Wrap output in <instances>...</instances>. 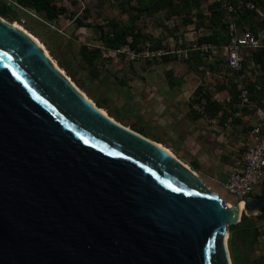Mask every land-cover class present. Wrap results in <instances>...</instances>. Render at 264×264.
Instances as JSON below:
<instances>
[{
  "label": "water",
  "instance_id": "obj_1",
  "mask_svg": "<svg viewBox=\"0 0 264 264\" xmlns=\"http://www.w3.org/2000/svg\"><path fill=\"white\" fill-rule=\"evenodd\" d=\"M263 208L227 207L0 17V264H231L228 228Z\"/></svg>",
  "mask_w": 264,
  "mask_h": 264
},
{
  "label": "rangeland",
  "instance_id": "obj_2",
  "mask_svg": "<svg viewBox=\"0 0 264 264\" xmlns=\"http://www.w3.org/2000/svg\"><path fill=\"white\" fill-rule=\"evenodd\" d=\"M53 2L63 9L53 21L15 0H0V17L36 38L54 66L98 109L169 150L225 205H233L237 199L223 185L244 151L241 130L249 125L236 86L241 83L252 102L264 103V69L255 54L244 52L242 70L231 73L223 67V52L214 48L222 43L207 40L226 35V0H188L189 13L182 0L157 9V0ZM240 2L255 9L232 18L264 44V0ZM115 32L123 41L111 50L102 35ZM252 60L260 67L251 66ZM263 191L264 178L253 196ZM227 246L231 264H264V216L242 214L228 228Z\"/></svg>",
  "mask_w": 264,
  "mask_h": 264
},
{
  "label": "built area",
  "instance_id": "obj_3",
  "mask_svg": "<svg viewBox=\"0 0 264 264\" xmlns=\"http://www.w3.org/2000/svg\"><path fill=\"white\" fill-rule=\"evenodd\" d=\"M234 1L235 3L226 0L222 6L228 17V42L224 45L214 46V48L221 50L225 55L223 67L231 73H239L245 61L244 52L264 49V44L250 29L239 28L235 19L232 18V15L241 13L245 8L248 10L255 9V5L243 4L240 0ZM251 66L260 67L255 64L254 60H252ZM236 87L240 107L248 112L245 120L248 121L249 125L247 129L241 130L244 151L241 157L234 162L229 177L223 186L238 201L253 196L256 186L264 178V103L252 102L248 90L241 83H238ZM236 115L242 119L241 112ZM242 121L244 122V119Z\"/></svg>",
  "mask_w": 264,
  "mask_h": 264
},
{
  "label": "trees",
  "instance_id": "obj_4",
  "mask_svg": "<svg viewBox=\"0 0 264 264\" xmlns=\"http://www.w3.org/2000/svg\"><path fill=\"white\" fill-rule=\"evenodd\" d=\"M16 3H18L20 6L24 7V8H30L33 9L34 11H36L37 13H42L44 14L46 20L48 21H53L54 19H56L62 12L63 9L58 7L53 0H15ZM166 1L170 2V0H157V3L155 4V6L153 7V9H157V8H162L164 6V4L166 3ZM183 1V5L184 8L186 9V13L190 12V5L188 3V0H182ZM221 14L224 13L222 12ZM224 28V26H223ZM226 28V35L225 36H221L220 38L216 39L217 37H212V38H207L208 41H213V42H218L220 41L222 43V45L226 44L228 42V32H227V25H225ZM109 34L107 36H103L102 35V39L104 40L106 47L111 49V50H118L121 46V42L123 41L122 39V35L119 33L113 34ZM251 53L255 54L252 58L256 59L258 61V63H260V66L262 69H264V49H258L257 51H250ZM80 54L83 58L86 57V48L83 47L80 50ZM261 79V83L263 84V77L260 78ZM264 87V86H263ZM264 193V191L262 192V194ZM261 216H264V208L261 211ZM233 226L229 227V230H232Z\"/></svg>",
  "mask_w": 264,
  "mask_h": 264
},
{
  "label": "bare ground",
  "instance_id": "obj_5",
  "mask_svg": "<svg viewBox=\"0 0 264 264\" xmlns=\"http://www.w3.org/2000/svg\"><path fill=\"white\" fill-rule=\"evenodd\" d=\"M13 26H15L16 28H18V29H20L22 32H24L25 34H27V35H29L32 39H34L40 46H42L40 43H39V41L36 39V38H34L32 35H30L29 33H27L26 31H24V29H22L20 26H18V25H16V24H14ZM42 48H43V46H42ZM45 52H46V50H45ZM46 55L49 57V55H48V53L46 52ZM50 58V57H49ZM50 60H51V58H50ZM51 62L53 63V61L51 60ZM54 64V63H53ZM55 67H56V65H55ZM57 68V67H56ZM58 69V68H57ZM59 71H60V69H59ZM105 114V113H104ZM160 146V145H159ZM167 150V149H166ZM168 152H170L169 150H167ZM171 153V152H170ZM172 154V153H171ZM244 202L243 201H241L240 203H239V208H240V210L242 211L243 210V208H244ZM226 206L227 207H231L232 205L230 204V203H227L226 204ZM239 220V219H238ZM227 238H228V236L226 237V241H227Z\"/></svg>",
  "mask_w": 264,
  "mask_h": 264
},
{
  "label": "crops",
  "instance_id": "obj_6",
  "mask_svg": "<svg viewBox=\"0 0 264 264\" xmlns=\"http://www.w3.org/2000/svg\"><path fill=\"white\" fill-rule=\"evenodd\" d=\"M264 85V82H263V84H262V86ZM246 116V115H245Z\"/></svg>",
  "mask_w": 264,
  "mask_h": 264
}]
</instances>
